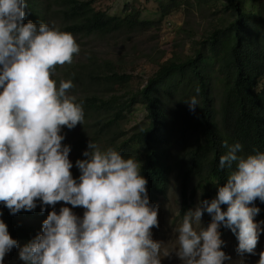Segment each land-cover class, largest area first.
<instances>
[{"label":"clouds","instance_id":"9594fccd","mask_svg":"<svg viewBox=\"0 0 264 264\" xmlns=\"http://www.w3.org/2000/svg\"><path fill=\"white\" fill-rule=\"evenodd\" d=\"M25 6V0H0V203L10 214L33 210L37 202L44 212L59 201L84 211H48L41 231L22 246L0 220V264L14 247L23 264H161L170 251L181 264H231L221 249V226L235 235L238 256L256 255L264 221H254L260 209L252 202L264 203V152L243 156L240 142L226 145L218 167L233 170L215 198L185 211L170 251L152 239L157 206L149 203L137 160L90 140L85 158L75 161L80 174L72 177L61 128L82 125V102L67 94L71 80L57 86L50 76L72 62L79 45L68 32L24 22ZM183 103L190 112L199 107L195 96ZM202 213L211 217L207 227H201ZM255 264H264V250Z\"/></svg>","mask_w":264,"mask_h":264},{"label":"trees","instance_id":"16d2710c","mask_svg":"<svg viewBox=\"0 0 264 264\" xmlns=\"http://www.w3.org/2000/svg\"><path fill=\"white\" fill-rule=\"evenodd\" d=\"M57 2L69 21L62 28L63 32L104 35L132 30L138 23L148 22L140 18L136 8L125 7L123 14L112 15L107 10L97 9L93 0ZM25 4L24 22L46 24L47 8L42 0H25ZM178 5L177 0H171L160 5V12L167 14ZM224 10L231 15L227 23L196 41L193 52L186 57L157 64L138 89L126 90L123 94L111 93L108 97L84 98L92 106L88 115L101 124L96 132L99 136L107 134L110 137L115 132L114 126L126 118L135 104H144L145 123L129 135L124 136L122 132L111 148L124 158L132 153L140 154V174L147 181L146 191L152 204L167 194L171 171L177 172L182 214L191 209L198 190L203 191L204 200L210 201L216 196L217 186L226 183L233 169L218 167L219 156L227 151L226 145L240 142L242 151L238 155L243 156L264 152V0H225ZM105 65L110 71L96 75L90 69L83 78L82 73L77 72L75 79L93 76L116 84L127 83L133 77L130 73L115 71L111 62ZM217 91L220 92L218 106L214 94ZM193 96L199 107L190 112L183 102ZM172 100H176L177 105L171 108ZM196 130L200 131V136L193 145L184 146L177 170L173 169L172 136L180 131L178 139L183 143L185 134ZM192 182L194 186L190 192ZM252 203L260 209L256 216L264 219L263 203L258 199ZM220 207L223 211L227 206ZM34 213L42 214L38 207L10 214L0 203L1 220L7 225L9 235L18 242L26 243L36 234L17 217ZM227 230L221 226L220 235Z\"/></svg>","mask_w":264,"mask_h":264},{"label":"rangeland","instance_id":"374dc122","mask_svg":"<svg viewBox=\"0 0 264 264\" xmlns=\"http://www.w3.org/2000/svg\"><path fill=\"white\" fill-rule=\"evenodd\" d=\"M171 0H93L97 9L107 10L112 15L123 14L125 7L136 8L140 11V18L147 23H138L132 29H123L108 34L81 35L69 32L79 45V52L73 54L72 62L57 65L51 78L57 82L60 80H71L72 88L68 90L69 95L75 97L77 103H81L84 113L82 125H77L72 129L62 126L61 132L64 135L62 145L70 147L68 158L73 167L69 170L72 177L78 174L79 170L75 166L77 159H84L82 152L87 148L91 140L100 147L101 150L112 147L117 143L118 136L124 132L129 135L133 129L141 123H145V106L137 103L115 127L114 134L99 136L96 132L101 124L95 118L88 115L90 105L84 100L91 95L108 97L111 93L123 94L126 90H136L146 77H148L157 67V64L167 59H181L191 54L196 47V41L208 35L215 27L221 26L230 19V14L224 10L225 0H177L178 7H173L167 14H161L160 5L168 4ZM44 7L47 8L46 24L60 31L69 23L60 10L62 7L57 0H42ZM111 62V67L119 73H130L133 77L127 83H110L105 78L84 77L76 80L77 72L80 76H86L91 69L94 74L101 75L105 70H109L105 65ZM220 91V90H219ZM216 93V106L220 100V92ZM177 105L176 100H172L171 108ZM217 108V107H216ZM171 109H169L170 111ZM177 133V134H176ZM172 136L171 146L173 169L177 170L179 154L185 151V147L193 145L196 138L200 136V131H190L185 134L183 143L178 139L180 131ZM123 135V134H122ZM184 148V149H183ZM133 158L141 163L139 153H132L125 158ZM194 183H191V188ZM204 200L203 191L198 190L192 200L191 209L198 201ZM150 203V202H149ZM152 204V203H150ZM158 226L151 229L152 239L162 242V249L171 250L175 244L176 233L173 229L180 223L183 214L181 213V191L180 178L177 172L171 171L169 188L165 196H160L157 203ZM61 206L69 207L77 216H82L84 209L81 206L73 207L63 201L56 202L54 205H45L44 212L40 211V204L37 205L38 211L42 214L34 213L32 216L17 217L23 224L32 227L35 234L41 231L42 221L46 218L48 211H59ZM264 208V203H263ZM254 221H264L259 216L253 218ZM1 220V217H0ZM211 217L207 213H202L201 227H207ZM262 231L259 234L255 246L256 255L245 253L240 257L235 252L238 243L235 235L228 229L220 235L223 244L222 251L231 258V264H255L259 259V253L264 250V224L261 225ZM219 231V229H218ZM18 242V246L24 245ZM19 247H14L4 257V264H23L18 258ZM161 264H181L175 256L174 251H170L168 256L161 258ZM228 264V262H225Z\"/></svg>","mask_w":264,"mask_h":264}]
</instances>
